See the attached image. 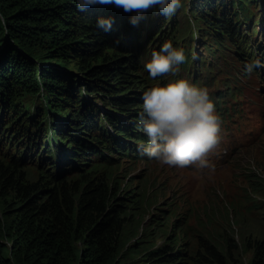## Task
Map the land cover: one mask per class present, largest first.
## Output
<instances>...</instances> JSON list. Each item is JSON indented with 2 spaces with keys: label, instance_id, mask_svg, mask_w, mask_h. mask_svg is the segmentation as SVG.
I'll list each match as a JSON object with an SVG mask.
<instances>
[{
  "label": "trees",
  "instance_id": "16d2710c",
  "mask_svg": "<svg viewBox=\"0 0 264 264\" xmlns=\"http://www.w3.org/2000/svg\"><path fill=\"white\" fill-rule=\"evenodd\" d=\"M252 4L191 0L182 7L195 28L190 41L214 58L227 37L240 60L253 62L264 44L249 31ZM130 15L114 6L81 12L75 0H0V142L13 132L16 143L8 157L0 155V264H131L116 260L125 248L143 264H227L218 253L215 262L187 257L167 217L140 230L144 193L120 188L109 164L111 154L147 156L139 113L143 92L154 83L149 86L145 64L176 26L163 29L164 16L147 20L148 12L133 27ZM100 16L115 19L110 32L97 28ZM190 41L181 48L179 70L195 85L209 84L211 62L206 70ZM28 97L35 98L34 108L24 102ZM210 100L220 119L229 115L223 100ZM47 118L59 146L43 136ZM35 161L38 177L28 180L22 163ZM156 232L164 237L160 245H154ZM243 250H251L248 264H264V236L245 241Z\"/></svg>",
  "mask_w": 264,
  "mask_h": 264
},
{
  "label": "rangeland",
  "instance_id": "374dc122",
  "mask_svg": "<svg viewBox=\"0 0 264 264\" xmlns=\"http://www.w3.org/2000/svg\"><path fill=\"white\" fill-rule=\"evenodd\" d=\"M250 1L253 4L249 31L254 30L258 41L264 44L261 16L264 13L261 7L264 0ZM181 3L190 7L191 0H181ZM236 9L233 7V11ZM155 17L161 19L163 15L152 10L147 20ZM163 21V29L176 25L164 41L171 42L174 48L183 49L190 38H194L195 28L186 8L179 9L171 17L164 16ZM190 43L195 47L194 52L199 57L201 54V59L205 60L206 70L211 62L213 70L209 84L202 82L200 86L195 85L188 71L184 73L179 70L175 77L151 78L149 86L183 78L198 88L207 89L209 98L223 100L221 105L225 110L229 109V115L220 119L215 109L220 122V142L207 156L209 167L201 168L197 163L181 169L163 165L148 156L128 157L118 153L111 154L115 160L109 164L116 168L120 188L131 187L135 193L141 190L144 193L147 202L140 211V230L151 226L158 217H167L168 231L180 237L178 244L187 257L204 255L215 262L213 253H218L227 264H248L251 250H243V243L264 236V52L256 51L253 61L258 59L261 66L248 74L245 65L251 63V58L240 60L227 37L214 58L204 51L203 44L196 46L195 42ZM197 68L207 76L201 70V63ZM227 83L228 86L225 85ZM231 88L234 93L225 95L224 92H229ZM223 90L220 96L216 94ZM24 102L33 108L36 103L35 98L30 97L25 98ZM96 106L102 107L99 102ZM41 125L43 136L48 140L53 139L49 118L44 119ZM12 133L0 142V155L8 157V153L14 152L16 143L12 140ZM53 144L59 146L54 139ZM94 145L99 148L96 143ZM59 155L57 153L56 157ZM22 167L28 180L37 179L36 161L32 164L22 163ZM74 175L70 173L68 177ZM153 240L154 245H160L164 237L156 232ZM136 243V240L129 241L127 246L131 248ZM126 249L116 259L118 262H125L126 258L131 264H143L135 255L130 256Z\"/></svg>",
  "mask_w": 264,
  "mask_h": 264
},
{
  "label": "clouds",
  "instance_id": "9594fccd",
  "mask_svg": "<svg viewBox=\"0 0 264 264\" xmlns=\"http://www.w3.org/2000/svg\"><path fill=\"white\" fill-rule=\"evenodd\" d=\"M75 3L81 12L97 6L122 9L132 14L129 23L133 27H139L152 10L171 17L183 7L181 0H75ZM114 23L113 17L100 16L96 21L97 28L104 32H110ZM184 61L183 50L166 41L159 51L152 52L145 68L153 79L175 77L179 73L178 66ZM260 66L257 59L247 63L245 69L251 74ZM142 100L139 126L149 141L141 146L144 153L169 167L183 169L197 163L201 168L209 167L207 156L220 142V122L207 89L179 78L152 85L143 92Z\"/></svg>",
  "mask_w": 264,
  "mask_h": 264
}]
</instances>
